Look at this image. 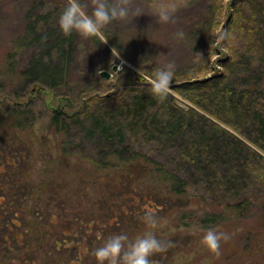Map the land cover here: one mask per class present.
<instances>
[{
  "label": "trees",
  "instance_id": "16d2710c",
  "mask_svg": "<svg viewBox=\"0 0 264 264\" xmlns=\"http://www.w3.org/2000/svg\"><path fill=\"white\" fill-rule=\"evenodd\" d=\"M239 12L232 14L228 27L231 36L225 39L235 56L230 73L206 76L212 70L210 59L216 51L215 37L210 34L205 44L201 42L194 49L198 55H193L191 62L194 63L175 70L171 86L190 102L184 103L171 92L163 102L153 95L150 90L152 71L126 73L125 82L119 83L115 92H108V79L100 76H95L94 87L76 92L72 82L79 32L67 34L60 27L43 28L41 23L52 12L36 15L32 7L26 32L8 55L12 60L8 65V83L20 80L24 91L32 85H45L66 96L67 103L63 107H54L50 117V125L64 136L63 144L72 143V134L77 132L80 139L77 145L85 152V140L89 137L97 139L99 148L87 151L84 157L101 173L110 169L121 172L120 181L109 186L107 193L92 203L93 207L99 205L98 212L90 209L85 212L80 205L77 215L72 213L66 217L72 229H79L78 233L69 234L76 237L78 234L81 238L79 250L80 242L83 243L86 237V243L93 246L94 251L96 245L102 243L96 236L99 232L104 234V238L121 231L130 235L132 229L147 224L145 217L149 213L159 218L171 210L181 209L183 218L197 220L207 228L210 223L246 218L252 203H257L261 196L264 212V89L261 85L264 77V23L260 17L248 22L242 39L244 48L236 50L232 45V35ZM110 41L119 48L120 44ZM202 45L207 48L200 62ZM25 46L38 49V54L18 71L14 58ZM255 58L259 59L258 65L253 64ZM232 60L224 61V64ZM69 85L72 90L67 89ZM19 94L15 91V96ZM10 109L6 116L5 112L1 114L0 121L4 123L2 127L9 131L6 136L16 139L17 129H27L34 118L30 117L32 114L26 115L31 111L23 105L17 104ZM137 135L140 139L135 143L147 147V152L143 153L134 146L133 138ZM13 139L10 140L17 143ZM103 141L111 143L109 150L101 147ZM156 145L159 147L157 151L153 150ZM25 151V148L18 150L19 155L23 157ZM161 152H166V157L161 158ZM9 164L15 165L13 162ZM12 170L8 178L18 181L22 169ZM52 182L53 179H46V185L42 184V188L49 187L47 190L51 194ZM140 182L163 184L164 189L132 187V184L137 186ZM254 189L261 194H251ZM18 194L16 191L13 196ZM193 198L204 202L201 214L193 215L195 210L188 209ZM42 206H35L36 213ZM75 207L64 206L62 209L69 214ZM13 223L20 226L14 220ZM260 227L262 230L257 236L263 239L257 249L264 250L263 222ZM10 231L13 233L16 229L12 227ZM12 236L17 241V237ZM172 239L173 244H169L174 246V250L168 246L154 252L150 257L152 264L164 263V258L181 248L182 243L174 237ZM18 241V245L24 244ZM78 249L75 255L79 259ZM67 256L56 257V264H72L74 258ZM92 259L96 257L88 256L86 262ZM31 263L34 264L33 261Z\"/></svg>",
  "mask_w": 264,
  "mask_h": 264
},
{
  "label": "rangeland",
  "instance_id": "374dc122",
  "mask_svg": "<svg viewBox=\"0 0 264 264\" xmlns=\"http://www.w3.org/2000/svg\"><path fill=\"white\" fill-rule=\"evenodd\" d=\"M125 2L130 7L126 18L111 21L95 35L79 33L72 82L76 92L94 87L95 76L105 77L102 71L110 73L109 77H105L109 83L108 92H115L118 84L125 82L126 73L144 74L145 71H152L169 61H175V70H182L180 68L194 63L191 62L196 52L194 49L201 42L205 44L209 34L215 37L216 51L210 59L212 70L206 76L228 74L234 65L235 56L226 45L225 39L220 37L222 33L228 31L232 14L240 11L232 35V45L236 50L244 48L242 39L248 22L260 17L264 23V0H125ZM66 3L67 0H0V116L4 112L6 116L8 109L10 111V108H15L19 104L31 111L26 115L32 114L30 117L34 118L33 124L27 129H17L16 139L6 136L9 131L2 127L4 123L0 121L2 123L0 127L3 128L0 135H5L0 136V264H33L32 261L34 264H56V257L61 255H68L66 258L69 259L74 258L72 264H95L97 259L86 262L88 256L93 257V246L86 243L85 237L83 243L80 242V250L78 249L81 238L78 234L77 237L69 234L78 233L79 229L78 227L72 229L66 217L72 216V213L77 215L80 205H83L81 209L85 212L89 209L98 212L99 205L93 207L92 203L96 202L109 186L117 184L121 179V172L116 169L101 173L84 157L87 151L99 148L97 139L87 138L84 152L81 146L77 145L80 141L77 132L76 135L72 134V143L63 144L64 136L50 125L52 109L57 106L63 107L67 103L66 96L45 85H32L28 91H24L20 80L11 84L9 79L7 80L10 75L9 52L15 48L19 37L25 34L32 7L36 15L52 12V15L41 23L46 29L60 27L59 16ZM88 10L91 11V7ZM161 10L170 13V20L166 22L160 20ZM179 32H183V36H178ZM110 39L120 44L119 48H116ZM206 48L202 45V52L199 53L200 62ZM37 54L38 49L34 47L21 48V52L14 58L17 61L15 69L20 71L30 58ZM227 60L232 61L224 64ZM189 62L191 63L188 64ZM258 63L259 59L255 58L253 64ZM114 65L118 68L114 69ZM262 74L264 76V72ZM261 85L264 89V77ZM67 89L72 90L71 86ZM15 91L21 95L15 96ZM170 92L174 93L180 102L190 103L184 96L175 92L172 86ZM137 139H140L138 135L133 138L136 149L143 153L147 152V147L135 143ZM110 146L109 141H103L101 145L106 150H109ZM23 148L26 151L21 157L18 150ZM154 148L153 150H159L157 145ZM17 156L21 158H16ZM159 156L166 157V152H161ZM15 159L18 162H15ZM10 162L15 165L9 164ZM16 168L22 169L18 181L8 178L12 169ZM46 179L54 181L52 194L47 190L48 186L42 188V184L46 185L44 183ZM144 186L164 189L163 184L152 185L149 182H140L137 186L132 184V187L138 189ZM9 191L10 194H7ZM16 191H19V194L14 197ZM250 193L261 194L257 189L251 190ZM260 198L257 203H252L246 218L238 217L232 219L233 221L210 223V226H207L229 234V239L221 241L219 255L202 241L204 230L207 228L200 225L197 220L183 218V215H180V212H183L181 209L171 210L163 217H159L160 223L156 227L143 224L132 229L129 236L134 238L144 231L151 230L168 246L173 247V250L174 246L169 244L174 241L173 237L182 243L181 248L164 258L162 264H264V250L257 249L263 239L260 240L257 236L262 230L260 223H264L263 196ZM36 205H44L38 213ZM72 205L76 206L74 211H69V214L63 212L64 206ZM188 207L195 210L193 215L201 214L204 202L193 198ZM13 220L20 226L16 227ZM12 227L16 229L13 233L10 231ZM12 235L17 237V241L20 240L19 243L24 244L18 245ZM96 236L99 237L98 242L107 239L100 232ZM56 240H59V243H56ZM76 249L81 257L79 259L75 255Z\"/></svg>",
  "mask_w": 264,
  "mask_h": 264
},
{
  "label": "clouds",
  "instance_id": "9594fccd",
  "mask_svg": "<svg viewBox=\"0 0 264 264\" xmlns=\"http://www.w3.org/2000/svg\"><path fill=\"white\" fill-rule=\"evenodd\" d=\"M91 7V11H89ZM130 7L125 0H67L60 16L59 25L64 33L77 31L83 35H95L103 27L115 19L126 18ZM160 20H170V13L161 10ZM183 36V32L177 33ZM231 33L225 31L221 39H229ZM175 61H169L164 66L152 69L150 76L151 92L161 102L167 100L172 81L175 76ZM141 72V67L139 69ZM145 221L151 227L160 223V218L149 213ZM229 234L209 227L204 230L203 243L218 255L221 250V241L229 239ZM168 247L154 231L147 230L142 234L130 237L126 231L111 234L93 251L99 264H152L150 259L154 252L162 251Z\"/></svg>",
  "mask_w": 264,
  "mask_h": 264
},
{
  "label": "water",
  "instance_id": "95a60500",
  "mask_svg": "<svg viewBox=\"0 0 264 264\" xmlns=\"http://www.w3.org/2000/svg\"><path fill=\"white\" fill-rule=\"evenodd\" d=\"M118 66L117 65H114V69H117ZM102 74L105 76V77H109L110 76V73L108 71H102Z\"/></svg>",
  "mask_w": 264,
  "mask_h": 264
}]
</instances>
